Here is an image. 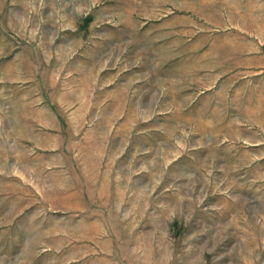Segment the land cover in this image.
Returning <instances> with one entry per match:
<instances>
[{
  "label": "rangeland",
  "instance_id": "374dc122",
  "mask_svg": "<svg viewBox=\"0 0 264 264\" xmlns=\"http://www.w3.org/2000/svg\"><path fill=\"white\" fill-rule=\"evenodd\" d=\"M0 264H264V0H0Z\"/></svg>",
  "mask_w": 264,
  "mask_h": 264
}]
</instances>
